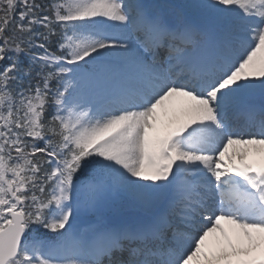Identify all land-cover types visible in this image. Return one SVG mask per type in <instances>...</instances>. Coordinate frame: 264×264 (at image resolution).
Returning a JSON list of instances; mask_svg holds the SVG:
<instances>
[{
  "label": "snow or ice",
  "instance_id": "1",
  "mask_svg": "<svg viewBox=\"0 0 264 264\" xmlns=\"http://www.w3.org/2000/svg\"><path fill=\"white\" fill-rule=\"evenodd\" d=\"M195 8L0 0V264H264V0Z\"/></svg>",
  "mask_w": 264,
  "mask_h": 264
},
{
  "label": "rangeland",
  "instance_id": "2",
  "mask_svg": "<svg viewBox=\"0 0 264 264\" xmlns=\"http://www.w3.org/2000/svg\"><path fill=\"white\" fill-rule=\"evenodd\" d=\"M179 1L182 3L186 0H179ZM140 2L143 3L150 11L157 12L170 21L183 19V13L178 9V7L173 6L170 0H144V1L140 0ZM200 2L201 0H191V6H193L194 10L197 11L195 5ZM102 87L103 86L101 85V88ZM257 155L259 156L260 154L258 153ZM128 199L130 198L127 197L126 195L116 196L113 199L111 206L104 210L103 216H97L95 222L100 220H104V221L109 220L112 213L116 212L114 211V208H117V206L120 205L121 203L128 201ZM209 240L211 241V238H209Z\"/></svg>",
  "mask_w": 264,
  "mask_h": 264
},
{
  "label": "trees",
  "instance_id": "3",
  "mask_svg": "<svg viewBox=\"0 0 264 264\" xmlns=\"http://www.w3.org/2000/svg\"><path fill=\"white\" fill-rule=\"evenodd\" d=\"M20 61H21V67L23 68L24 66L27 65V63H28V58H27L26 56H24V55H21V56H20Z\"/></svg>",
  "mask_w": 264,
  "mask_h": 264
},
{
  "label": "bare ground",
  "instance_id": "4",
  "mask_svg": "<svg viewBox=\"0 0 264 264\" xmlns=\"http://www.w3.org/2000/svg\"><path fill=\"white\" fill-rule=\"evenodd\" d=\"M175 104H176V105H178V103H177V102H176V103L174 102V105H175ZM252 156H254V154H252ZM231 227H232V226H231Z\"/></svg>",
  "mask_w": 264,
  "mask_h": 264
},
{
  "label": "water",
  "instance_id": "5",
  "mask_svg": "<svg viewBox=\"0 0 264 264\" xmlns=\"http://www.w3.org/2000/svg\"><path fill=\"white\" fill-rule=\"evenodd\" d=\"M81 220L86 221V220H84V219H81Z\"/></svg>",
  "mask_w": 264,
  "mask_h": 264
}]
</instances>
